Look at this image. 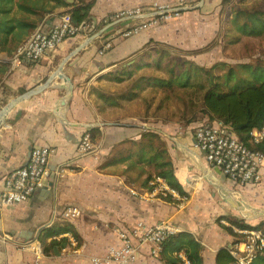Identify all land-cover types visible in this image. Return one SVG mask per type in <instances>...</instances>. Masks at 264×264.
Listing matches in <instances>:
<instances>
[{"label": "crops", "instance_id": "obj_1", "mask_svg": "<svg viewBox=\"0 0 264 264\" xmlns=\"http://www.w3.org/2000/svg\"><path fill=\"white\" fill-rule=\"evenodd\" d=\"M66 1L94 3L84 19L87 22L83 29L79 27L76 35L68 36L38 60L15 58L14 53L35 30L55 24L70 7H58L37 23H33L34 16L0 21V108L49 79L47 86L37 94L12 105L0 122V189L7 173L25 164L33 145L50 146L53 149L51 168L65 167L62 176L55 170L41 189L0 210V264H94L92 255H105L112 248L122 247L124 240L119 231L131 235L133 225L139 220L153 224L163 218L170 219L180 231L165 241L158 253L152 251L154 243L145 244L135 264H170L179 257L185 264L184 260L188 259L184 248L179 249V241L187 235H190L187 239L199 244L197 247L191 244L192 254L198 253L203 264H217L219 249L236 239L227 228L232 227L239 233V228L223 217L234 216L228 213L234 206L230 194L247 205L251 219L263 221L264 179L260 183L234 187L216 169L209 171L208 160L195 141L194 126L185 132L180 125V103L173 92L163 102L164 89L134 82L138 87L133 89V95L125 92L126 100L111 106L97 98L95 89L119 93L138 76L149 74L153 66H146L145 59L150 57L140 50L150 40L191 51L188 58L200 65L211 66L229 60L228 44L239 42H229L236 34L230 22L231 5H225L223 0ZM154 3L169 9L189 8L164 23L123 35L122 32L139 22L140 17H119V11L139 6L148 11L146 13L162 12ZM90 16L96 20L89 19ZM107 24L113 25L104 30ZM101 31L98 39L71 52L85 38ZM107 42L111 44L109 47H105ZM70 53L74 55L63 65V70L56 71ZM179 90L185 89L177 87L176 94ZM222 128L231 131L225 125ZM147 130L163 137L173 164L169 185L158 180L162 182L152 190L149 187L152 181L146 182V174L137 177V169L132 167L135 147L123 142L139 139ZM84 133L92 137L93 149L79 156L78 144ZM191 161L200 165L205 176V170L211 174L214 180L206 178L219 191L221 199L215 196L212 187L199 183L202 176L193 181L183 179L182 172ZM127 165H131L135 182H130L125 174ZM172 185L187 193L184 197L173 194L177 203L158 196V186ZM67 205H76L80 215L64 218L63 210ZM241 216L239 218H245ZM65 221L75 225L81 236L80 245L69 233L46 237L44 243L61 236L69 237L72 243L58 249L48 247L43 254L40 239L43 231L54 222Z\"/></svg>", "mask_w": 264, "mask_h": 264}, {"label": "trees", "instance_id": "obj_2", "mask_svg": "<svg viewBox=\"0 0 264 264\" xmlns=\"http://www.w3.org/2000/svg\"><path fill=\"white\" fill-rule=\"evenodd\" d=\"M93 3L71 4L66 0H0V21L18 16L23 19L34 16L33 23H37L48 14L53 13L56 8L63 6L70 7L64 13H68L73 24L79 28L83 20L90 14ZM223 3L231 5L230 22L236 31L235 37L230 38L229 42H238L243 37L251 38L264 34V0H223ZM140 52L150 57V59H145L146 66H153L149 74L138 76L119 93L96 88L95 94L100 101L111 106H118L123 100H126V97H123L125 92L130 96L133 95V89L138 87V84H134V82L141 81L155 85L165 90L163 102L171 97V92L176 95L180 103V118L190 114L188 119H183L184 122L181 125L185 132L196 124L206 125L209 123L212 126L218 124L221 127L225 125L245 146L264 153V140L256 142L252 137V131L261 128L264 123L263 47L256 51L259 53L258 55L250 57L247 62L218 61L211 66L200 65L195 60L188 58L187 55L191 54V51L154 40L145 43ZM177 87L185 90H179L176 94ZM123 142L124 145L135 147V160L132 167L137 169V177L145 173L146 182L162 180L165 183H170L168 176L173 164L169 160L166 141L160 134L147 130L142 133L139 139H127ZM124 169L129 181L135 182V177L130 171L131 165L125 166ZM149 187L152 190L153 185H149ZM172 187L176 188L182 197L187 196V193L178 186L172 185ZM158 196L169 202H178L175 197ZM223 217L241 230L256 229L264 235V221L252 224L245 218L228 215H223ZM227 230L236 236L232 245L246 240V234L235 233L232 227H228ZM64 233H69L75 243L80 245L81 236L74 224L69 221L54 222L46 227L40 236L43 254L48 247L58 249L62 248L64 244L67 246L72 243V240L67 236L52 238L44 243V238ZM188 236L190 235L179 241V249L184 248L189 264H203L198 253L195 255L191 253L192 245L197 247L199 244L194 239H187ZM164 245L165 241L162 242V248ZM176 259L177 261L170 264H183L182 258ZM216 263L238 264L228 246L219 249ZM257 263L264 264V251L259 254Z\"/></svg>", "mask_w": 264, "mask_h": 264}, {"label": "built area", "instance_id": "obj_3", "mask_svg": "<svg viewBox=\"0 0 264 264\" xmlns=\"http://www.w3.org/2000/svg\"><path fill=\"white\" fill-rule=\"evenodd\" d=\"M187 1L183 0L182 2ZM154 6L162 10L156 15L140 18L136 24L129 26L122 34L137 33L151 25L164 23L166 20L179 15V11H170L166 6ZM148 11L139 6L126 7L119 11V17L146 15ZM79 29L73 24L69 14H64L53 25L47 28L35 30L14 53L15 58L38 60L47 50L56 49L63 41L72 35H76ZM111 44L106 43L105 47ZM100 53H103L101 51ZM195 141L208 160V170L216 169L234 187H242L248 184L260 183L264 179V153L255 151L241 143L233 132L223 129L220 125L201 124L195 128ZM253 140H264V123L259 129L252 131ZM93 149V142L89 133H84L78 144V155L89 154ZM53 149L40 147L31 151L24 165L12 169L0 189V210L3 206L27 199L35 190L43 186L46 179L56 170L51 168L50 158ZM65 167H59L56 172L62 176ZM162 181L151 184L159 185ZM166 184V183H165ZM152 188V189H153ZM158 195L173 196L180 193L173 187L158 186ZM157 192V189H155ZM235 192H237L235 190ZM181 196V195H180ZM174 197V196H173ZM182 197V196H181ZM184 197V196H183ZM80 215V209L76 205H67L63 210V217L68 219ZM180 228L170 219H160L149 224L139 220L133 225L131 235L119 231L124 243L119 249H110L105 255H92L94 264H135L140 249L147 243H154L152 251L158 253L162 250V242L177 234ZM237 232L246 234V240L235 245H229V251L238 264H258L257 258L264 251V235L256 229H237ZM132 238H135L136 242ZM185 264H189L184 260Z\"/></svg>", "mask_w": 264, "mask_h": 264}, {"label": "rangeland", "instance_id": "obj_4", "mask_svg": "<svg viewBox=\"0 0 264 264\" xmlns=\"http://www.w3.org/2000/svg\"><path fill=\"white\" fill-rule=\"evenodd\" d=\"M260 47H263V51H264V34H262L258 37L243 38L238 43L228 44L229 51H228V54H226V56L229 58V60H225V61H227L228 63L229 62L230 63L247 62L250 57H255V55L259 54V53H256V51ZM235 61H237V62H235ZM171 108L174 110L173 104H172ZM168 114L169 113H167V115ZM189 117H190V114H186L184 118H180V107H179L178 118H179V122H181L180 125L183 124V119H188ZM166 119H168V118H166ZM197 125H199V124L193 125L194 126V128L192 129L193 132L195 131V128ZM193 126H191L190 128H192ZM40 147L51 148L50 146H46L45 144L33 145L30 148V152L35 150L36 148H40ZM182 174H183V179H187V181H193V179L195 177L197 178L199 176H202L203 180L199 183L205 185V187H209V186L212 187V190H214L215 196L220 198L219 191L214 186H212L211 183L207 180L206 176L203 174V172L201 170L200 165L197 162L191 161V165L189 167H187L185 169V171L182 172ZM8 175H9V172L6 175V179H7ZM39 189H41V188H39ZM205 193L208 194L207 192H205ZM230 202H233V201L230 200ZM173 213H176V212L174 211ZM228 213H233L234 216H236L238 218H239V215H240V217H242L241 215H243L245 217V219H247L252 224H259V223H262L264 221L263 220V221L258 222V221H256V218L251 219L249 216L250 213H248L247 211L245 212V209H243V210L239 209V207H237V205L235 203H234L232 210H229ZM178 224L183 228V226L180 222H178Z\"/></svg>", "mask_w": 264, "mask_h": 264}, {"label": "water", "instance_id": "obj_5", "mask_svg": "<svg viewBox=\"0 0 264 264\" xmlns=\"http://www.w3.org/2000/svg\"><path fill=\"white\" fill-rule=\"evenodd\" d=\"M188 8H189V7H186V6H182V7H178V6H177V7H174V8H170L169 10H170V11H179V12H181L182 10H185V9H188ZM156 14H157L156 12H150V13H148V14H146V15L140 16V18L148 17V16H152V15H156ZM89 19H92V20H94V21L96 20V18L93 17V16H90ZM86 22H87V20L83 21V23L80 25V29H81V30L83 29V27H84V25H85ZM112 25H113V24H107V25H105V26H104V27H105L104 30H105V29H108L109 27H112ZM80 29H79V30H80ZM104 30H103V31H104ZM103 31H101L99 34H98V32H96L95 34L89 36L88 38H85V39H84L82 42H80L79 45H78L75 49H73L71 52L75 51L77 48H82V47H84L85 45H87V44H88L89 42H91V41H94V40L98 39L99 36L101 35V33H102ZM73 55H74L73 53H70L69 55H67V56H66V57L60 62V64L58 65V68L56 69V71L59 70V69L63 70V65H64V64L67 62V60H68L70 57H72ZM48 81H49V79H48L47 81H45L44 83L38 85L36 88H34V89H32V90H30V91H28V92H26V93L20 94V95H18L17 97H14V98H12L11 100H9L8 102H6L5 104H3V105L1 106V108H0V122L3 120L4 114L6 113V111H7L12 105H14L16 102H18V101H20V100H22V99H25V98H27V97H29V96H31V95L37 94L39 91H41L42 89H44V88L47 86ZM66 97H68V94H66ZM207 125H209V123H208ZM232 203H234V201H233ZM236 205H237V204H236ZM237 207H239V209L243 210V209H246L247 205L242 206V204L239 203V206L237 205Z\"/></svg>", "mask_w": 264, "mask_h": 264}, {"label": "bare ground", "instance_id": "obj_6", "mask_svg": "<svg viewBox=\"0 0 264 264\" xmlns=\"http://www.w3.org/2000/svg\"><path fill=\"white\" fill-rule=\"evenodd\" d=\"M204 173L206 174V176H207L210 180H214V179H212V176H211V174H210L209 172H207V171L205 170ZM221 188H222V187H221ZM230 196L232 197V198H231L232 201H234V203L237 204V205L239 206V198H238L237 196L233 195V194H230ZM240 202H241L242 206H245V203H244L242 200H240ZM245 212H246V209H245Z\"/></svg>", "mask_w": 264, "mask_h": 264}, {"label": "clouds", "instance_id": "obj_7", "mask_svg": "<svg viewBox=\"0 0 264 264\" xmlns=\"http://www.w3.org/2000/svg\"><path fill=\"white\" fill-rule=\"evenodd\" d=\"M65 14H68V13H65Z\"/></svg>", "mask_w": 264, "mask_h": 264}]
</instances>
